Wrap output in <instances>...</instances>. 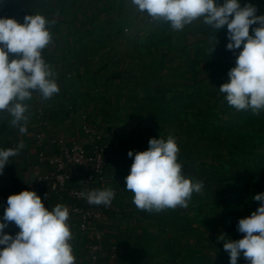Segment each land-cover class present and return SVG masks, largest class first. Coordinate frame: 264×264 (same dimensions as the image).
<instances>
[{
	"label": "rangeland",
	"instance_id": "374dc122",
	"mask_svg": "<svg viewBox=\"0 0 264 264\" xmlns=\"http://www.w3.org/2000/svg\"><path fill=\"white\" fill-rule=\"evenodd\" d=\"M118 1L0 0V17L23 23L26 15L41 14L53 22L50 31L58 24L69 29L78 21H105L116 16ZM227 43L226 25L216 32L201 18L176 31L169 22L157 20L138 33L134 53L153 68L134 79L128 98L114 111L119 134L115 148L131 165L134 156L129 157V151L147 150L152 138H175L183 174L202 181L204 187L201 193H193L187 208L165 211L189 219L196 227L202 223L220 225L225 242L243 238L238 221L260 206L253 197L264 193V110L259 115L250 109L237 110L219 91L229 82L228 72L242 50V46L228 50ZM224 121L233 125L227 136L214 126ZM0 202V222H5L7 199ZM5 223L0 235L15 236L20 231L14 222ZM214 243L217 251L210 260L203 262V255L198 254L194 264H230L224 241L216 237ZM237 264L250 262L241 253Z\"/></svg>",
	"mask_w": 264,
	"mask_h": 264
},
{
	"label": "clouds",
	"instance_id": "9594fccd",
	"mask_svg": "<svg viewBox=\"0 0 264 264\" xmlns=\"http://www.w3.org/2000/svg\"><path fill=\"white\" fill-rule=\"evenodd\" d=\"M131 3L138 12H146L153 20L169 22L176 31L201 18L216 32L226 25L227 49L242 46V50L235 67L228 72L229 82L222 84L219 91L226 94L228 104L237 110L250 109L254 115L264 110V15H256L254 4L241 6L239 0H224L222 5L217 0H131ZM50 23L53 22L41 14L26 15L23 23L0 17V112L7 111L13 117L10 123L21 134L28 130L25 115L28 105L24 102L32 99L33 92L48 100L60 91L52 67L42 56L53 42ZM256 24L259 26L252 28L250 34V26ZM13 54L17 58L10 59ZM148 143L147 150L127 154L134 156V160L125 177V189L133 193L134 205L150 213L187 208L193 193L202 192L203 182L183 174L174 137L152 138ZM24 147L21 142L15 148L0 150V174L10 164L9 159ZM83 195L89 204L110 206L115 193L108 188ZM253 199L260 206L238 221V231L245 234L243 238L225 242L224 236H219L229 253L230 264H237L241 253L250 264H264V193ZM3 220L14 222L20 231L15 236L0 235V245L4 246L0 248V264H76L70 244L69 209L65 205L57 204L49 210L35 191L24 190L7 198ZM5 222H0V233L7 226Z\"/></svg>",
	"mask_w": 264,
	"mask_h": 264
},
{
	"label": "crops",
	"instance_id": "0c3cea01",
	"mask_svg": "<svg viewBox=\"0 0 264 264\" xmlns=\"http://www.w3.org/2000/svg\"><path fill=\"white\" fill-rule=\"evenodd\" d=\"M245 1L239 0L240 4ZM251 1L257 7L256 15H264V0ZM118 3L116 16L105 21H78L69 29L58 24L51 30L53 42L43 50L42 56L52 67L60 91L48 100L33 92L32 99L24 102L28 105L27 133L21 134L18 127L11 125L13 117L7 111L0 112V150L15 148L21 142L25 146L9 159L10 164L0 174V200L29 190L35 191L49 210L57 204L68 208L69 194H52L35 181L37 158L39 153L46 156L55 153L59 139L85 140L86 123L101 131L108 145L106 179L118 188V194L101 226L106 238L120 245V264H184L185 261L194 264V255L198 254L203 255V262L209 261L217 251L214 239L225 238L220 225L202 223V227H196L189 219L165 210L158 213L139 210L133 203V193L125 189L131 163L115 148L119 134L114 111L121 100L128 98L134 79L145 69L153 68L134 53L138 33L155 25L157 20L146 12H138L130 0ZM223 3L224 0H219L220 5ZM258 26H250V34ZM13 58L17 56L10 55ZM47 169L46 161L39 164L40 171ZM81 173L78 169L73 184H79ZM68 224L73 254L80 256L87 238L78 234L70 215Z\"/></svg>",
	"mask_w": 264,
	"mask_h": 264
},
{
	"label": "built area",
	"instance_id": "2783aa9c",
	"mask_svg": "<svg viewBox=\"0 0 264 264\" xmlns=\"http://www.w3.org/2000/svg\"><path fill=\"white\" fill-rule=\"evenodd\" d=\"M85 140L72 137L56 141L58 150L50 156L39 153L35 181L45 185L49 192L69 194V215L78 234L87 238L83 254L76 257V264H120L122 249L118 243L106 238L102 220L114 207L118 188L107 182L105 153L107 142L103 133L86 123ZM48 163L46 171L39 170V164ZM78 169L82 171L79 184L72 180ZM112 189L115 193L110 206L89 204L84 193L93 190Z\"/></svg>",
	"mask_w": 264,
	"mask_h": 264
},
{
	"label": "trees",
	"instance_id": "16d2710c",
	"mask_svg": "<svg viewBox=\"0 0 264 264\" xmlns=\"http://www.w3.org/2000/svg\"><path fill=\"white\" fill-rule=\"evenodd\" d=\"M214 126L220 129L223 132V134H225L226 136L227 134H231V131H233V125L227 121H224L221 125H214ZM213 139H216V138H213Z\"/></svg>",
	"mask_w": 264,
	"mask_h": 264
}]
</instances>
